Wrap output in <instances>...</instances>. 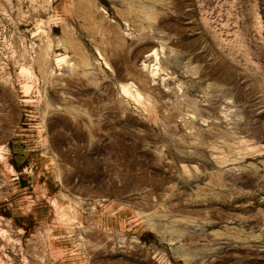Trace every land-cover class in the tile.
Segmentation results:
<instances>
[{"label": "rangeland", "instance_id": "1", "mask_svg": "<svg viewBox=\"0 0 264 264\" xmlns=\"http://www.w3.org/2000/svg\"><path fill=\"white\" fill-rule=\"evenodd\" d=\"M0 264H264V0H0Z\"/></svg>", "mask_w": 264, "mask_h": 264}]
</instances>
